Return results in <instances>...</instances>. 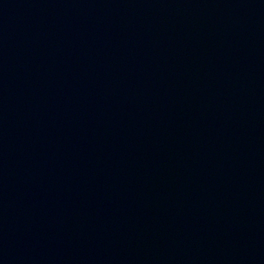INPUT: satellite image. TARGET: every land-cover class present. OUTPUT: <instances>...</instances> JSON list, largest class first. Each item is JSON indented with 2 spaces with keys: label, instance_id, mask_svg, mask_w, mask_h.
Returning a JSON list of instances; mask_svg holds the SVG:
<instances>
[{
  "label": "water",
  "instance_id": "1",
  "mask_svg": "<svg viewBox=\"0 0 264 264\" xmlns=\"http://www.w3.org/2000/svg\"><path fill=\"white\" fill-rule=\"evenodd\" d=\"M0 264H264V0H0Z\"/></svg>",
  "mask_w": 264,
  "mask_h": 264
}]
</instances>
